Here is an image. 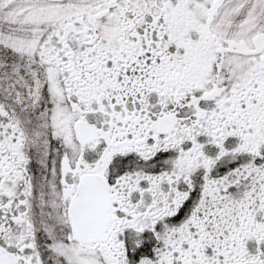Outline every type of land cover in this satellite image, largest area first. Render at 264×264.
<instances>
[{
    "label": "snow or ice",
    "instance_id": "1",
    "mask_svg": "<svg viewBox=\"0 0 264 264\" xmlns=\"http://www.w3.org/2000/svg\"><path fill=\"white\" fill-rule=\"evenodd\" d=\"M0 264H264V0H0Z\"/></svg>",
    "mask_w": 264,
    "mask_h": 264
}]
</instances>
